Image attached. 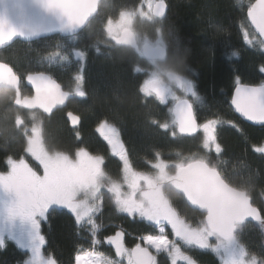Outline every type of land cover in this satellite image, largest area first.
I'll return each instance as SVG.
<instances>
[{
	"label": "snow or ice",
	"instance_id": "snow-or-ice-1",
	"mask_svg": "<svg viewBox=\"0 0 264 264\" xmlns=\"http://www.w3.org/2000/svg\"><path fill=\"white\" fill-rule=\"evenodd\" d=\"M102 0H27L21 7L19 23L13 11L16 0H0V48L16 38L31 41L41 35L61 33L76 40L100 13ZM12 4V8H9ZM169 7L167 0H141L139 6L124 7L118 18L106 17L101 32L105 40L92 45L99 54L101 45L131 50L137 58L133 68L143 79L138 92L144 107L149 100L167 106V118L161 122L149 116V122L172 137L195 138L202 133L201 151L175 160L154 158L146 160L149 171L134 167L130 151L121 137L120 129L107 120L101 121L97 132L107 142L110 154L121 163L120 175L113 177L106 170L105 157L91 153L86 147L74 155L57 148L49 149L44 138V114L64 105L72 95L86 97L83 63L77 69L73 85L64 86L46 70L17 74L13 67L0 61V85L12 91L7 107L15 108L14 127L26 142L25 156L6 158L7 171L0 172V250L9 242L25 253L17 264H61L45 251L46 237L42 223L51 212L66 209L80 230H86L88 248L78 245L74 264H158L157 255L165 253L171 264H198L188 249L207 250L215 254L219 264H264V254H258L242 242L245 223L255 221L264 236V205H257L245 186L234 184L225 169L220 167L224 149L218 129L228 125L243 130L235 122L213 116L200 122L197 115L205 101L192 79L180 71L183 53L169 28L167 37L164 22ZM147 9V10H145ZM246 19L255 29L250 34L242 24L243 41L258 44L264 50V0H248ZM137 22L151 25L149 35L137 30ZM80 61L87 52L72 49ZM232 55L239 56L238 52ZM59 42L55 49L40 56V61L52 65L69 60ZM143 62V66L141 65ZM264 73V66L259 68ZM31 85L33 94L22 92V82ZM231 105L247 121L264 125V81L252 85L235 77ZM22 113H27L26 120ZM72 125L80 117L69 112ZM77 138L79 133L77 132ZM256 152L264 154V146ZM105 191L117 213L147 222L156 234L141 236L142 243L125 245L123 228L113 235L100 238L105 225L103 196ZM175 193L186 206L202 210L201 219L193 223L180 211L172 199ZM119 227V226H117ZM101 244L114 248L115 257L100 250ZM119 258V259H117Z\"/></svg>",
	"mask_w": 264,
	"mask_h": 264
},
{
	"label": "trees",
	"instance_id": "trees-1",
	"mask_svg": "<svg viewBox=\"0 0 264 264\" xmlns=\"http://www.w3.org/2000/svg\"><path fill=\"white\" fill-rule=\"evenodd\" d=\"M141 0H102L99 15L92 20L90 27L81 32L73 46L66 43L71 38L55 36L38 40L30 44L13 45L11 54L0 55L19 74L37 70H46L67 90L73 85V78L80 67L75 59L48 65L41 62L40 56L55 49L57 42L69 53L72 49L87 52L83 63L84 90L86 97L74 96L64 110L44 117V138L49 149L57 148L74 155L79 147H86L93 154L105 157L106 170L113 177L120 175L121 164L111 156L107 145L99 138L96 129L101 121L115 124L121 131V137L130 151L134 167L149 171L146 160L154 158L155 151L161 152V158L175 160L177 154L187 156L193 152L203 154L201 139L172 137L163 129L149 122V116L163 122L167 118V107L149 100L144 107L138 92L143 77L134 74L137 58L131 50L101 45L98 54L92 47L97 39L105 40L101 32L106 17H117L124 7H134ZM164 22L165 34L169 28L172 36L167 37L178 43L183 53L180 64L182 74L192 79L205 103L197 110L198 119L203 122L213 116L235 122L243 130L225 125L218 129L219 141L224 149L220 167L225 169L234 184L249 189L254 202L264 205V154L255 149L264 146V127H250L238 120L230 109V98L235 88V77L239 75L244 83L256 85L264 81V50L259 45H247L243 41V24L250 34H254L246 21L248 0H167ZM137 30L152 35L151 25L139 23ZM238 52L239 56L232 55ZM69 55V54H68ZM143 66V62H141ZM27 89L23 88L26 94ZM11 92L0 90V172L7 171L6 158L25 156L26 142L14 127L15 108L7 107V97ZM72 112L80 117L79 126L71 130L65 120V113ZM25 119L27 113H23ZM77 132L79 138H77ZM172 199L180 211L195 223L202 217L191 211L175 193ZM104 215L101 218L106 227L100 238L113 235L119 228L132 237L156 234L154 229L137 218L117 213L110 195L103 196ZM119 226V227H117ZM74 217L66 210L51 212L47 222L42 223V233L46 237L45 251L54 255L61 264H74V255L78 245L89 247L90 240L86 230L79 235ZM241 240L250 250L264 254V236L258 224H245ZM134 239L130 240L133 246ZM100 250L110 254V247L100 245ZM198 264H219L215 255L198 249H188ZM25 259V253L14 243L0 250V264H17ZM159 264H169L165 256L158 257Z\"/></svg>",
	"mask_w": 264,
	"mask_h": 264
},
{
	"label": "water",
	"instance_id": "water-1",
	"mask_svg": "<svg viewBox=\"0 0 264 264\" xmlns=\"http://www.w3.org/2000/svg\"><path fill=\"white\" fill-rule=\"evenodd\" d=\"M253 2H254V0H253ZM16 3L19 5V7H16V8H15V10L13 11V14H12V15H13V19L16 20L17 23H19V22H20V21H19V17H20V14H21V7L24 8V9H27L28 5H27V0H16ZM9 8H12V4H9ZM166 13H167V11H166ZM245 17H246V14H245ZM246 21H247V19H246ZM247 23H248L250 29L252 30V32L254 33V35H256V36L258 37V34L255 33V29L251 26L250 22L247 21ZM52 36H60V37H62V38H70L69 36H67V35H65V34H61V33H51V34L41 35V36H39V37H37V38H33L31 41H27V40H25V39H23V38H16V39L13 40L10 44H8V45H6V46L0 48V50L6 48V47H8V46H10L12 43H14V42H16V41L23 42V43H31V42H34V41H38V40H42V39H46V38H50V37H52ZM116 48H120V47L117 46ZM24 86H25L26 88H28V89L31 91V93L33 94V89H32V87H31V85L27 84V82L24 81ZM0 90H9V91H11L10 89H8L6 86H3V85H0ZM234 91H235V88L233 89L232 94H231V98H230V109H231V112L233 113V115H234L238 120H240L242 123H244V124H246V125H248V126H250V127H254V128H261V127H264V125H261V124H259V123H254V122H252V121H247L246 119H244L243 117H241V116L239 115V113H237V112L235 111L234 107L231 105V99H232V96H233V94H234ZM72 98H73V95L70 96V97L65 101V104H64V105H59V106H57V108H54V109H53V113H55L56 111H59V110H64V109L66 108L68 102H69ZM165 107H167V106H165ZM53 113H52V114H53ZM68 113H69V112H67V113L65 114V120H66V122H67V124H68V127H69L71 130H74V129H76V128L79 126L80 122H79L77 125H72V123H71V121H70V119H69V117H68V115H67ZM71 113H72V112H71ZM52 114H51V115H52ZM48 116H49L48 114H44V117H48ZM197 136H198V135H197ZM183 138H189V137H183ZM187 207H188L191 211H194V212H196V213H198V214H200V212L202 211V210H198V209H197V210H193L194 206H187ZM248 223H250V224H257L255 221H252V220L247 221L245 224H248Z\"/></svg>",
	"mask_w": 264,
	"mask_h": 264
},
{
	"label": "flooded vegetation",
	"instance_id": "flooded-vegetation-1",
	"mask_svg": "<svg viewBox=\"0 0 264 264\" xmlns=\"http://www.w3.org/2000/svg\"><path fill=\"white\" fill-rule=\"evenodd\" d=\"M81 34V33H80ZM79 34V35H80ZM53 37H55V36H52V37H50V38H53ZM46 39H48V38H46ZM42 40H44V39H42ZM34 42H36V41H34ZM16 43H19V44H21L22 46H23V44H30V43H23V42H19V41H16V42H14V43H12L10 46H8V47H6V48H4V49H1L0 50V55H10L11 54V50L13 49V45L14 44H16ZM31 43H33V42H31ZM0 61H2V62H5V63H7L6 61H4L3 59H0ZM10 65H12L11 63H10ZM15 71V70H14ZM18 74V73H17ZM19 74H23V73H19ZM21 87H22V92H23V88H25V89H27V92H26V94H28V95H31L32 93H31V91L28 89V88H26L25 86H24V82H22V85H21ZM4 91H8V92H11L12 93V91H9V90H4ZM75 95H73V97H74ZM67 113V112H66ZM65 113V114H66ZM23 114V113H22ZM51 116V115H50ZM49 117V116H48ZM96 132H97V130H96ZM97 134H98V132H97ZM199 135V134H198ZM99 136V135H98ZM100 138V137H99ZM101 139V138H100ZM103 141V140H102ZM104 142V141H103ZM105 143V142H104ZM106 144V143H105ZM107 145V144H106ZM108 147V146H107ZM109 148V147H108ZM116 158V157H115ZM131 239H133V237L131 236V235H129V234H127L126 233V236H125V245L128 247V248H132V245L130 244V240ZM139 241H141V239H139ZM107 245V244H106ZM107 246H109V245H107ZM110 247V250H111V255L113 256V257H115V253H114V248H112L111 246H109ZM159 256H165L166 258H168L166 255H161V254H158L157 255V261H158V257ZM117 259H119V258H117ZM168 261H169V259H168ZM158 264H159V261H158ZM169 264H170V262H169Z\"/></svg>",
	"mask_w": 264,
	"mask_h": 264
},
{
	"label": "rangeland",
	"instance_id": "rangeland-1",
	"mask_svg": "<svg viewBox=\"0 0 264 264\" xmlns=\"http://www.w3.org/2000/svg\"><path fill=\"white\" fill-rule=\"evenodd\" d=\"M141 3V2H140ZM139 6V5H138ZM145 10H147V9H145ZM116 18H118V15H117V17ZM115 18V19H116ZM139 23L140 22H137V24H136V28H137V25H139ZM141 24V23H140ZM73 44H74V40H71L70 42H67L66 43V45L68 46L69 45V48L71 47V46H73ZM60 45H62V44H60ZM67 46H61V48H62V50L63 51H66L65 49H68L67 48ZM69 54V56L71 57V58H73V59H75L76 61H78V62H80V65L82 64V61H80V60H78L73 54H72V50H70V52L68 53ZM58 63H60V62H57V63H54V64H58ZM28 119H30L28 116H27V118H26V120H28ZM98 135H99V137L101 138V140H103V138L100 136V134L98 133ZM199 137H200V139L202 140V133L201 134H199ZM104 141V140H103ZM106 144H107V142L106 141H104ZM108 146V145H107ZM109 147V146H108ZM109 151H110V149H109ZM25 158L26 159H28L29 160V162L30 163H32L33 165H35V161H33L32 159H31V157H27V156H25ZM118 159V158H117ZM121 164V163H120ZM122 166V165H121ZM109 194V193H108ZM110 195V194H109ZM61 210H66V209H61ZM67 211V210H66ZM124 215H126V214H124ZM127 216V215H126ZM129 217V216H128ZM130 218H132V217H130ZM137 219H139L138 217H137ZM133 239L135 240L134 242V244H133V246L132 247H134L135 246V244L136 243H142V241H139V239L140 238H138V237H133ZM199 250V249H198ZM201 251H207V250H201ZM207 252H210V251H207ZM211 254H213L212 252H210ZM161 255H166L165 253H161ZM213 255H215V254H213ZM167 256V255H166ZM216 257V256H215ZM217 258V257H216ZM169 259V258H168ZM218 259V258H217ZM169 262H170V264H171V261H170V259H169ZM125 264H126V262H125Z\"/></svg>",
	"mask_w": 264,
	"mask_h": 264
}]
</instances>
